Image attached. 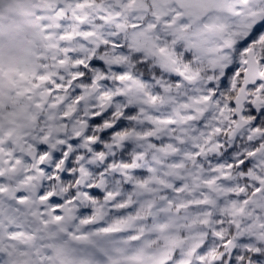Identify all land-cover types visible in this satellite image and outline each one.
I'll use <instances>...</instances> for the list:
<instances>
[{
    "label": "snow or ice",
    "instance_id": "1",
    "mask_svg": "<svg viewBox=\"0 0 264 264\" xmlns=\"http://www.w3.org/2000/svg\"><path fill=\"white\" fill-rule=\"evenodd\" d=\"M0 264H264V0H0Z\"/></svg>",
    "mask_w": 264,
    "mask_h": 264
}]
</instances>
